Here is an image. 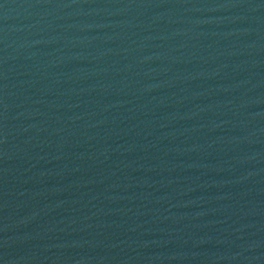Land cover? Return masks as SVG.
<instances>
[{
  "label": "water",
  "instance_id": "water-1",
  "mask_svg": "<svg viewBox=\"0 0 264 264\" xmlns=\"http://www.w3.org/2000/svg\"><path fill=\"white\" fill-rule=\"evenodd\" d=\"M0 264H264V0H0Z\"/></svg>",
  "mask_w": 264,
  "mask_h": 264
}]
</instances>
